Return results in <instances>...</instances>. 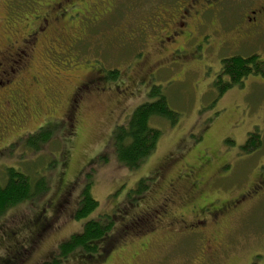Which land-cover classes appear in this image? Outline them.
I'll list each match as a JSON object with an SVG mask.
<instances>
[{
	"label": "rangeland",
	"instance_id": "obj_1",
	"mask_svg": "<svg viewBox=\"0 0 264 264\" xmlns=\"http://www.w3.org/2000/svg\"><path fill=\"white\" fill-rule=\"evenodd\" d=\"M156 1L117 0L114 10L97 21L94 0H0V59L2 52L13 53L26 44L23 39L30 38L36 24L43 27L28 50L17 86L0 88V181L5 167L13 166L42 174L47 182L45 191L0 215V259L15 250V264H42L87 218L114 214L113 230L120 238L104 257L90 260L74 253L61 264H197L195 235L178 234L169 221L153 224L154 207L164 195L175 194L169 183H177L181 190L171 208L184 210L187 218L209 201L217 206L238 199L229 205L234 212L220 218L216 237L211 233L218 228L211 223L205 228L216 250L201 264H264V186L253 188L264 177V72L249 74L221 95L214 86L222 57L263 56L264 44L225 47L219 54L207 51L197 72L189 71L184 61L171 71L162 67L146 75L147 63L141 61L147 57L151 62L159 53L154 43L146 45L138 24ZM76 37L80 42L73 47ZM64 43L72 46L65 51ZM114 69L118 74L111 78ZM154 86L165 94L177 119L173 124L151 120L161 132L156 147L139 167L129 169L117 160L111 134L136 105L152 99ZM12 90L17 92L14 100ZM42 126L49 137L33 148L26 138ZM254 130L258 145L246 151L241 146ZM167 157L172 166L158 176ZM189 164L206 183L186 209L185 182L176 176ZM148 175L154 180L134 203L127 192ZM87 182L98 207L89 217L75 219L72 214ZM138 215L144 219L137 225L139 220H133Z\"/></svg>",
	"mask_w": 264,
	"mask_h": 264
},
{
	"label": "flooded vegetation",
	"instance_id": "obj_2",
	"mask_svg": "<svg viewBox=\"0 0 264 264\" xmlns=\"http://www.w3.org/2000/svg\"><path fill=\"white\" fill-rule=\"evenodd\" d=\"M76 2H79V0H65V4H75ZM99 2H103V4L98 5ZM115 2L117 0H94L92 3L96 8L94 12L96 20L100 21L104 16L110 14L114 10ZM59 5L62 6L61 2L55 4V10L57 14L61 15L62 12L57 11ZM145 12L146 15L141 21L143 25L138 24L139 34L144 35L146 45L149 44L150 46L154 43L159 53L158 57L151 62H148L147 57H144L141 61L140 64L147 63L144 72L146 75L162 67H166L165 69L171 71L173 67L181 65V62L184 61H187L189 71L197 72L201 70L199 67V64L202 63L201 57L205 56L207 51L219 54V51L225 47L238 48L242 44H264V0H173L171 3L167 0H157L150 8L145 9ZM225 20L227 22L222 23ZM41 21L45 25L48 23L45 17ZM36 26L38 30L43 28L39 26V23ZM38 30L29 34L30 38L28 40L23 39L26 44L21 48H17L15 52L11 53L7 50L1 53L0 88L9 89L11 83L17 86L19 82L17 76L23 69L22 64L26 60L28 50L37 42L36 34ZM82 33H84V30ZM57 38H59V35L56 36L55 40ZM77 42H80L78 37L73 40V47ZM10 46L13 48L14 42L10 43ZM69 46H72V44L64 43L61 45L65 51ZM253 54L258 53L252 52L250 56ZM258 55L260 60H264V52L263 56ZM222 60L223 57L220 59V68L215 76H220L223 72ZM203 65L204 63H202ZM257 73L260 74L261 72L257 71ZM86 86H89V82L86 83ZM15 93L17 92L10 91L13 100L17 97ZM22 105L25 106V103ZM4 107H6L5 103ZM3 113L5 114L4 110ZM10 121L14 122V117ZM3 133L4 131L0 128V134ZM171 158L167 157L160 164L158 167L160 172L157 171L158 176L160 173L165 172L169 166H172ZM178 172L176 180H184L185 182L183 183L185 184L186 199L188 196V200L182 204H186L184 208L187 209V202H192L195 197L201 194L206 180H204V175L195 173V168L190 164L179 168ZM187 182L189 183L188 188ZM169 184L170 189L175 194L172 196L164 195L157 204V208L154 207L155 218L153 224L157 226L163 221H169L168 224H176L178 234L187 235L190 233L195 235L198 238L196 241L200 253V261L197 264L204 263L206 256H213L216 250V247L211 244L212 238L206 239L209 234L206 233L205 237V228L209 223L214 226L213 228H218L212 233L209 231L212 237H216V233L220 232L218 226L220 218L222 219L223 215L232 213L229 205L233 204V200L235 202L238 199L227 200V203L218 204L217 206L205 200L208 202V206H199L197 210L200 212L187 218V212L184 210H175V206L171 208L174 203V196L181 189L179 185L177 186V183ZM262 185L264 186V177L259 178L253 188H259ZM187 189L190 194L187 193ZM201 212L203 213L202 216L200 215ZM143 219L141 217L136 224L138 225ZM168 229L171 230V228Z\"/></svg>",
	"mask_w": 264,
	"mask_h": 264
},
{
	"label": "trees",
	"instance_id": "obj_3",
	"mask_svg": "<svg viewBox=\"0 0 264 264\" xmlns=\"http://www.w3.org/2000/svg\"><path fill=\"white\" fill-rule=\"evenodd\" d=\"M37 30L38 28L35 27L34 31ZM75 52L74 50L73 53ZM222 65L223 72L214 80V86L217 87L219 95L229 86L240 83L249 74H258L257 71L264 72V60H260L258 54L232 55L223 58ZM117 71V69L109 71V77H117ZM157 88L152 87L149 91L153 96L152 99L136 105L127 120L122 124H117L111 134L117 160L129 169L139 167L156 147L161 132L151 123V120L159 117L168 120L171 124L176 122L175 111L168 107L165 94L162 90L158 91ZM46 130L47 128L42 126L36 133L30 134L31 136L26 138L28 145L36 148L38 143L47 139L49 132ZM258 142L259 132L254 130L249 132L246 142L241 147L246 151H251L258 145ZM262 168H264V164ZM3 174V180L0 181V215L7 208L46 190L47 182L42 174L30 175L25 170L13 166L5 167ZM152 180H154V175L139 178L136 185L128 190V197L136 203L138 198L147 191L149 182ZM97 207L98 200L91 194L90 183L87 182L81 189L77 207L72 215L75 219L86 218ZM140 218V215L136 216L133 223H136ZM114 223V214L87 218L82 223L81 229L60 241L55 254L44 260L42 264H61L62 260L74 253L81 255L83 259L89 258L90 260L104 257L113 247L117 238H120V235L113 230ZM113 232L116 233L113 234ZM17 253L15 250L11 255L6 252L0 259V264H15L19 257Z\"/></svg>",
	"mask_w": 264,
	"mask_h": 264
}]
</instances>
